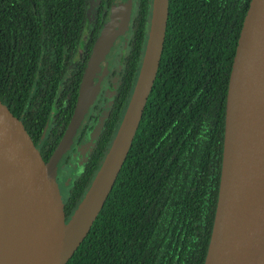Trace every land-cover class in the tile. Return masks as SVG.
Instances as JSON below:
<instances>
[{"label": "trees", "instance_id": "trees-1", "mask_svg": "<svg viewBox=\"0 0 264 264\" xmlns=\"http://www.w3.org/2000/svg\"><path fill=\"white\" fill-rule=\"evenodd\" d=\"M142 2L148 22L150 2ZM87 3L0 0V99L35 139L48 114L36 113L32 130L27 120L35 107L29 104L24 117L25 103L49 97L39 94L36 68L48 76L44 68H53L79 40ZM249 4L170 0L160 66L127 159L67 264H204L219 194L229 77ZM183 5L193 9L185 22ZM136 63L123 79L130 92ZM43 82L49 91L55 83ZM82 195L83 188L75 205Z\"/></svg>", "mask_w": 264, "mask_h": 264}, {"label": "water", "instance_id": "water-1", "mask_svg": "<svg viewBox=\"0 0 264 264\" xmlns=\"http://www.w3.org/2000/svg\"><path fill=\"white\" fill-rule=\"evenodd\" d=\"M129 4L95 43L78 106L46 161L24 122L0 99V264H67L102 210L139 128L164 49L169 0H153L138 80L114 142L67 216L57 171L127 25ZM119 20V21H118ZM204 264H264V0H250L229 77L219 194Z\"/></svg>", "mask_w": 264, "mask_h": 264}, {"label": "flooded vegetation", "instance_id": "flooded-vegetation-1", "mask_svg": "<svg viewBox=\"0 0 264 264\" xmlns=\"http://www.w3.org/2000/svg\"><path fill=\"white\" fill-rule=\"evenodd\" d=\"M149 2L150 16L147 22L145 17L146 6H144L145 2L142 4V0H88L86 4V26L81 30L79 40L69 45L66 52L59 57L60 62H57L53 68L51 66L44 68V71L49 74L48 76L40 74L41 69L36 68L37 75L34 76L40 83L39 94L42 95L43 90V92H47L44 95H49V97L43 96V99L37 97L35 103L27 101L24 117L26 113H29L27 106L29 104L34 106V114L30 113V118L27 120L33 130L39 122L37 115L43 111L48 114L39 138L35 139L33 134L31 135L34 141L39 144L46 161H49L62 140L78 106L82 80L90 64L96 41L107 24L112 21L114 11L123 4H129L126 29L114 40L105 57L107 72L100 79L98 91L78 123L69 141L65 158L57 171L66 212L67 206H73L70 209L73 211L84 198L109 152L126 114L148 42L153 0H149ZM191 8V5H183V22L187 20L190 13H193ZM135 63L138 64V72L130 92L129 89L125 88L124 85L126 84H124L123 79L129 64L133 66ZM55 71H58V74L52 76ZM43 79L55 81L50 91L48 84L45 82L41 84ZM86 177L89 178L87 185ZM82 188V199L77 200L75 205L73 201L77 192Z\"/></svg>", "mask_w": 264, "mask_h": 264}]
</instances>
